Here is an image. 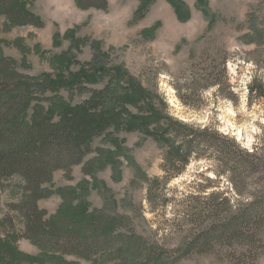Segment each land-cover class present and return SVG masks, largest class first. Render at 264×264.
I'll return each mask as SVG.
<instances>
[{"label":"rangeland","instance_id":"rangeland-1","mask_svg":"<svg viewBox=\"0 0 264 264\" xmlns=\"http://www.w3.org/2000/svg\"><path fill=\"white\" fill-rule=\"evenodd\" d=\"M33 11L43 20L42 27L0 22V36L8 41L6 53L20 62L26 57L30 68H23L25 72L55 73L54 66L61 61L67 69L93 67L103 74L100 81L85 83L81 92L62 91L67 100L79 103L92 92L109 87L122 92L139 81L150 101L148 105L140 101L128 105L133 114L145 115L147 109L160 107L164 99L168 111L180 120L212 126L250 151L264 144V101L250 99L248 92L255 76L264 80V70L255 62L264 63V45H247L240 40L253 24L264 28V0H108L104 9L81 8L75 0H36ZM147 29L152 33L144 34ZM224 59L227 76H220ZM214 66V73L229 84L225 92L231 91L230 97L219 93L216 86L190 89L195 74L204 77ZM146 129L148 124L108 129L93 141L85 162L72 169V177L56 171L54 191L74 190V197L65 203L55 191L41 198L39 205L47 218L103 210L126 217L127 231L135 230L149 242H158L167 256L177 258L173 264H236L223 253L180 257L177 248L190 228L184 212L197 204L191 195L203 200V196L220 190L229 193L236 204L238 199L247 202L249 198L236 193L227 175L216 174L218 161L193 159L164 189H156L167 190L171 200L168 206L157 205L152 211L149 182L138 179L133 183L130 166L134 162L149 178L164 175L166 147ZM118 146L122 148L117 156L120 177H114L111 165L93 175L84 172V163L97 157L99 148L116 150ZM257 187L256 178H249L243 192H254ZM184 198L183 204L180 201ZM10 199L9 194H3L4 203ZM19 248L31 256L41 254L26 238L20 240ZM57 255L62 264H97L74 254ZM254 264H264V253Z\"/></svg>","mask_w":264,"mask_h":264},{"label":"trees","instance_id":"trees-1","mask_svg":"<svg viewBox=\"0 0 264 264\" xmlns=\"http://www.w3.org/2000/svg\"><path fill=\"white\" fill-rule=\"evenodd\" d=\"M35 1L0 0V22L42 27L43 20L33 11ZM75 1L81 8L104 9L108 3ZM143 33L151 34L152 29ZM240 40L262 46L264 28L253 24ZM6 45L8 41L0 36V264H62L57 253L91 258L97 264H173L177 258L167 256L158 242H149L135 230L127 231L126 217L99 210L91 215L73 212L47 218V212L39 205L41 198L55 191L61 193L65 203L71 200L74 190L54 191L56 171L63 170L72 177V169L85 162L98 136L111 128H132L136 124H148L145 132L166 147L163 176L149 178L146 171L130 163L135 175L133 183L138 179L149 182L152 211L157 205L168 206L171 200L167 190L156 189H164L193 159L218 161L216 174L227 175L236 193L249 198L247 202L238 199L236 204L229 193L220 190L203 196V200L191 195L197 204H191L184 212L190 228L177 248L180 257L223 253L233 263L254 264L264 253V144L255 145L250 151L212 126L180 120L168 111L164 99L160 107L147 109L145 115L133 114L128 105L138 101L148 105L150 101L139 81L122 92L109 87L73 103L62 91H83L85 83L100 81L101 69L71 70L59 61L54 66L55 73L30 74L23 70L30 68L26 57L23 62L18 61L6 53ZM255 62L264 70V63L258 59ZM223 64L220 76H227L225 59ZM215 69L216 66L204 77L195 74L194 87L190 89L216 86L219 93L230 97L232 92H225L229 84L214 73ZM123 77L120 75V79ZM248 90L250 99L264 101V80L255 76ZM121 151L119 146L116 150L99 148L98 156L84 163V172L93 175L111 165L114 177H120L121 162L117 156ZM249 178H256L258 187L245 194ZM4 193L11 198L5 203ZM186 200L180 202L184 204ZM24 238L38 246L41 254L31 256L21 250L19 242Z\"/></svg>","mask_w":264,"mask_h":264}]
</instances>
